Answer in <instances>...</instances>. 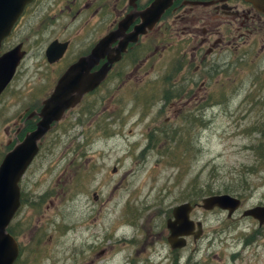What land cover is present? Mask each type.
Listing matches in <instances>:
<instances>
[{"label": "rangeland", "instance_id": "1", "mask_svg": "<svg viewBox=\"0 0 264 264\" xmlns=\"http://www.w3.org/2000/svg\"><path fill=\"white\" fill-rule=\"evenodd\" d=\"M232 77L222 96L204 101L201 124L188 138L173 132L181 125L173 113L141 114L143 97L133 114L129 107L121 115L101 113L98 129L88 126L92 116L82 118L85 126L71 115L72 127L55 130V149L48 145L20 183L28 201L10 224L19 243H26L29 220L42 228L48 245L41 252L55 253V264H264V226L242 215L264 205V53ZM53 158L55 199L46 170ZM215 194L239 197L243 206L231 219L220 209L196 208L191 219L203 222V236L172 250L166 225L172 209Z\"/></svg>", "mask_w": 264, "mask_h": 264}, {"label": "flooded vegetation", "instance_id": "2", "mask_svg": "<svg viewBox=\"0 0 264 264\" xmlns=\"http://www.w3.org/2000/svg\"><path fill=\"white\" fill-rule=\"evenodd\" d=\"M154 1L33 0L25 7L0 44V61L10 55L8 62L0 67V81L12 74L0 93V139L1 133L7 136L0 141V166L37 129L45 103L53 97L60 80L82 60H86L82 68L88 71H78V77L91 79L101 71L107 72L106 77L85 93L77 105L66 110L58 123L51 124L23 178L32 171L48 145L53 152L55 130L66 124L72 127L71 115L80 112L77 123L85 126L87 123L82 118L87 114L92 116L87 117L88 126L98 129L101 113L121 115L129 107L133 114L140 105L136 98L140 97L145 109L141 114H153L156 118L162 113H173L181 123L173 132L188 138L201 124L198 112L204 101L222 96L220 88L235 83L232 75L239 67L253 65L261 59L264 12L251 2L175 0L153 28L137 35L144 23L142 13ZM51 6H55V11ZM128 18L131 22L127 28L124 24L120 27ZM46 31L51 32L44 44ZM133 35L136 41H132ZM97 49H101L99 54L91 57ZM14 64L16 67L11 72ZM157 100L161 101L160 110L153 108ZM46 170L53 175L52 199H55V158ZM94 198L98 199L96 193ZM26 201L22 193L20 209ZM28 222H24L22 231L26 243L20 244L21 253L14 264H55V253L45 257L41 252L48 245L43 241L42 228L28 226ZM52 225L55 247V210ZM167 242L172 249L169 236Z\"/></svg>", "mask_w": 264, "mask_h": 264}, {"label": "water", "instance_id": "3", "mask_svg": "<svg viewBox=\"0 0 264 264\" xmlns=\"http://www.w3.org/2000/svg\"><path fill=\"white\" fill-rule=\"evenodd\" d=\"M32 1L0 0V44L9 35L25 7ZM174 1L155 0L142 13L144 23L138 28L137 35L144 33L146 28H153L162 14L173 5ZM247 1L253 3L259 10L264 12V0ZM130 22L131 20L128 18L120 24V27L124 24L127 28ZM136 40L137 37L133 35L132 41ZM100 50L94 51L91 57L97 56ZM9 56L0 61V67L8 62ZM85 61H80V63L67 71L60 80L53 97L45 103L41 113L43 119L39 122L37 129L29 133L25 140L5 157L0 166V264H14L20 255V245L8 229L21 207V179L38 154L41 139L50 130L54 121L55 123L59 122L66 110L77 105L85 93L92 91L106 77L107 72L103 71L96 76H92L91 79L78 77V71H88V68H82ZM15 67L16 64L12 66L11 72ZM11 77L12 74L6 75L0 81V93ZM75 93H77L76 96L74 95ZM196 207L205 211H213L215 209L226 211L227 217L231 219L241 209L242 200L229 194H215L205 197L199 204L193 205L191 202H187L173 208V218L167 221V227L170 231L169 243L173 249L185 248L188 244L187 237L193 236L195 241H197L203 236V223L191 219V214ZM242 215L256 219L260 226L264 225V205L246 209Z\"/></svg>", "mask_w": 264, "mask_h": 264}, {"label": "bare ground", "instance_id": "4", "mask_svg": "<svg viewBox=\"0 0 264 264\" xmlns=\"http://www.w3.org/2000/svg\"><path fill=\"white\" fill-rule=\"evenodd\" d=\"M72 113H73V112H72ZM76 113H78V112H76ZM79 113H80V112H79ZM79 113H78V114H79ZM195 120L197 121V119H195ZM114 237H115V236H114Z\"/></svg>", "mask_w": 264, "mask_h": 264}, {"label": "trees", "instance_id": "5", "mask_svg": "<svg viewBox=\"0 0 264 264\" xmlns=\"http://www.w3.org/2000/svg\"><path fill=\"white\" fill-rule=\"evenodd\" d=\"M10 232H12V231L10 230Z\"/></svg>", "mask_w": 264, "mask_h": 264}]
</instances>
